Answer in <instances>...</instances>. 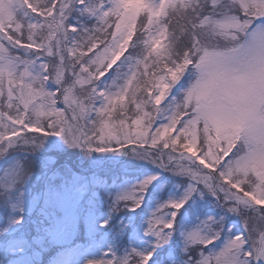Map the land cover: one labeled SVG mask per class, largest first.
Returning a JSON list of instances; mask_svg holds the SVG:
<instances>
[{
    "label": "snow or ice",
    "instance_id": "snow-or-ice-1",
    "mask_svg": "<svg viewBox=\"0 0 264 264\" xmlns=\"http://www.w3.org/2000/svg\"><path fill=\"white\" fill-rule=\"evenodd\" d=\"M0 264H264V0H0Z\"/></svg>",
    "mask_w": 264,
    "mask_h": 264
}]
</instances>
